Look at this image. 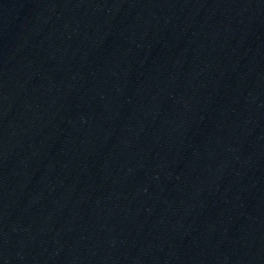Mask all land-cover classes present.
<instances>
[{"label":"water","instance_id":"obj_1","mask_svg":"<svg viewBox=\"0 0 264 264\" xmlns=\"http://www.w3.org/2000/svg\"><path fill=\"white\" fill-rule=\"evenodd\" d=\"M0 264H264V0H0Z\"/></svg>","mask_w":264,"mask_h":264}]
</instances>
